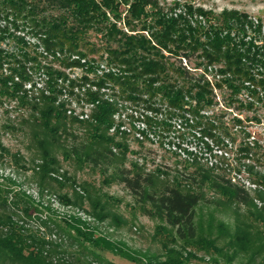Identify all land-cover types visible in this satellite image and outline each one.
<instances>
[{
    "label": "trees",
    "instance_id": "16d2710c",
    "mask_svg": "<svg viewBox=\"0 0 264 264\" xmlns=\"http://www.w3.org/2000/svg\"><path fill=\"white\" fill-rule=\"evenodd\" d=\"M121 8H125L124 16ZM263 27L264 19L254 20L244 12L225 9L216 14L191 3L175 2L166 9L159 0H0V97L14 98L33 110V121L45 135L38 141L44 149L42 163L38 166L44 179H52L58 165L48 138L55 139L75 124L88 133L91 150L88 157L92 158V164L109 171L116 156L111 148L116 146L124 153L128 151L123 142L117 141L116 135L110 134L114 115L120 110L118 98L145 104L154 112L162 108L170 120L194 123L191 126L206 125L205 120L212 129L215 124L203 112L216 104L215 90L228 89L232 102L246 93L251 101L240 102L243 108L252 109L256 103H264ZM25 33L36 42L27 41ZM101 52L99 58L110 67H103L100 75L98 70L102 65L92 56ZM193 57L198 61L195 69L201 70L196 76L185 65L171 61L172 58L182 61ZM56 62L66 69L81 68L95 76L72 79L55 67ZM37 73L43 77L41 88L36 86ZM26 83H33L34 89H25ZM88 83L90 87L85 89L84 97L92 106L91 112L76 114L62 98L76 96L79 101L81 98L75 90ZM108 90L112 91L111 95L106 93ZM151 121L146 117L143 122L151 126ZM208 125L202 133L213 136ZM244 151L249 156L252 149L248 146ZM249 172L256 175L252 167ZM110 176L130 190L142 204L144 214L168 225L171 241L180 250L165 245V260L138 259L110 239L97 235L90 223L79 216L65 219V227L56 224L58 232L69 230L81 245L87 244L139 264H187L200 258L197 250L209 255L212 264H234L239 255L249 257L246 263L240 264H257V259L263 255L255 250L247 255L252 245L244 238L231 236L222 223L219 237L200 239L196 218L203 197L199 193L184 191L179 183L158 189L154 176L145 173L138 164H133L132 169L119 167L111 171ZM220 178L213 180L207 174L204 180H212L213 188L226 201L255 206L245 186ZM258 179L264 183L263 175ZM83 188L94 209L89 214L101 221L109 218L106 203L92 200L89 191ZM23 195L12 197L0 188V263L60 264L52 254L53 244L47 237L27 229L16 218L19 212L28 215L35 203L26 197L25 208L18 207V198ZM62 200L78 207L82 206L84 197L77 193L73 201L68 197ZM224 235L230 239V252L219 245ZM179 242L183 247L178 246ZM189 247L192 250L188 251ZM74 256L73 264H97L99 259L91 250Z\"/></svg>",
    "mask_w": 264,
    "mask_h": 264
},
{
    "label": "rangeland",
    "instance_id": "374dc122",
    "mask_svg": "<svg viewBox=\"0 0 264 264\" xmlns=\"http://www.w3.org/2000/svg\"><path fill=\"white\" fill-rule=\"evenodd\" d=\"M159 1L166 9L175 2L191 3L216 14L225 9L238 10L247 13L254 20L264 19V0ZM124 9L121 8L123 16ZM119 26L122 24L119 23ZM25 35L27 41L36 42L30 34ZM101 54L103 53L92 56L102 65L98 70L100 75L103 67H110L105 60L99 58ZM171 61L176 65H185L193 76L201 74V70L195 69L198 63L196 57L182 61L172 58ZM54 65L64 70L72 79L84 75H89L90 78L95 76L81 68L66 69L57 62ZM35 75L38 83L36 86L41 88L43 77L39 73ZM89 87L88 83L83 88H76L75 93L83 99L80 104L78 102L81 99L78 101L76 96L68 99L64 96L62 99L68 101L67 107L74 109L77 114L83 111L90 114L92 106L87 104L84 97L85 89ZM31 88L34 89L33 83L25 84V89ZM106 93L111 95L112 91L108 90ZM215 93L216 104L203 112L215 124L214 129L205 120L206 125L191 126L194 123L170 120L162 108V111L154 112L148 110L145 104L118 98L120 110L114 115L115 130H111L110 134L116 135L117 141L123 142L128 151L124 153L113 146L111 149L116 156L112 159L111 169L105 171L101 165L94 166L92 158L88 157L91 150L87 131L78 124L70 125L67 131L60 132L55 139L48 138L51 153L58 160L52 179H44L39 173L38 166L42 163L44 149L39 146L38 141L44 139L45 135L33 121V110L14 98L0 97V188L12 197L25 194L18 198V207L25 208L24 201L28 197L35 202L28 215L19 212L16 218L27 229L47 237L53 244L52 254L60 264H73L75 259L72 257L86 250L94 251L99 257L97 264H139L104 250L93 249L87 244L81 245L74 232L69 230L58 232L56 224L65 227L64 220L70 216H79L88 221L97 235L110 239L138 259L148 257L165 260L164 246L176 247L171 241L170 228L165 222L144 214L142 204L132 196L130 190L110 176L111 171H116L119 167L132 169L133 164H138L145 173L154 176L158 189L179 183L184 191L199 193L203 197L197 208L196 218L200 239L219 237V226L222 223L231 236L244 238L252 245L253 249L247 255L254 253V250L259 255L262 252L257 264H264V221L261 220L264 219V183L258 179L260 175L264 176V103H256L252 109L243 108L240 102L246 104L251 101L246 93L240 94L238 100L233 102L228 89H217ZM146 117L153 120L151 126L145 122L142 125ZM122 125L124 130L121 129ZM207 125L213 130V136L202 133ZM248 146L252 149L249 156L244 151ZM249 167L254 169L256 175L249 172ZM207 174L213 180L224 177L245 186L255 206L247 207L226 201L213 188L212 180H204ZM83 187L89 191L92 200L106 203L109 218L101 221L89 214L94 209L86 199ZM77 193L84 197L82 206H69L63 202L64 197L73 201ZM43 221H48L47 225ZM229 240L228 235H224L219 245L229 250ZM178 246H182V243L179 242ZM179 248L177 249L180 250ZM231 249L234 250L233 247ZM190 250L191 247L188 248ZM196 253L202 259H193L187 264H212L210 256L204 251L197 250ZM237 258L234 264L242 261L246 263L249 257L239 255Z\"/></svg>",
    "mask_w": 264,
    "mask_h": 264
},
{
    "label": "built area",
    "instance_id": "2783aa9c",
    "mask_svg": "<svg viewBox=\"0 0 264 264\" xmlns=\"http://www.w3.org/2000/svg\"><path fill=\"white\" fill-rule=\"evenodd\" d=\"M72 110L69 111V113L71 114ZM77 114V113H76ZM118 114V113H117ZM82 117V116H81ZM87 117V115L85 116ZM83 118V117H82ZM142 125L144 126V122H142ZM124 125H122L121 129L124 130L123 127ZM111 130H115V128L113 127ZM143 138V137H142Z\"/></svg>",
    "mask_w": 264,
    "mask_h": 264
}]
</instances>
